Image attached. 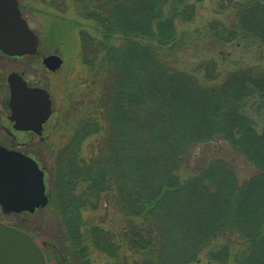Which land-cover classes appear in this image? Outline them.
<instances>
[{
    "label": "trees",
    "instance_id": "obj_1",
    "mask_svg": "<svg viewBox=\"0 0 264 264\" xmlns=\"http://www.w3.org/2000/svg\"><path fill=\"white\" fill-rule=\"evenodd\" d=\"M39 1L72 13L93 87L50 191L76 258H88L85 238L124 264L121 239L134 264H202L203 254L211 264H264V65L224 77L212 58L189 72L178 68L200 46L223 53L239 44L263 54L264 0H227L221 14L232 10L229 20L195 30L179 26L194 20L203 0ZM94 137L87 159L83 145ZM184 168L193 172L183 179ZM104 198L125 225L118 236L91 225L85 236L82 211Z\"/></svg>",
    "mask_w": 264,
    "mask_h": 264
},
{
    "label": "rangeland",
    "instance_id": "obj_2",
    "mask_svg": "<svg viewBox=\"0 0 264 264\" xmlns=\"http://www.w3.org/2000/svg\"><path fill=\"white\" fill-rule=\"evenodd\" d=\"M19 1L24 17L40 38V45L37 56H24L15 59L5 57L3 76L7 84V76L10 72L23 71L25 66L29 65L27 78L34 84H40L39 86L46 88L51 94L53 114L47 124L44 139H37L35 142L29 143L26 137L21 136L20 138V150L36 159L45 171L47 192L50 196L51 186L57 172L58 157L73 135L76 123L74 118L76 113H79L81 107H78L83 101V96L90 89L93 90V87L90 85L88 72L79 56L80 39L78 28L73 27L72 13L62 15L39 0ZM235 1L243 2L244 0ZM227 4V0H203L197 5L194 20L188 26L183 25L179 28L195 30L214 19L229 20L232 10L221 14L222 6ZM204 43L208 44L209 42L204 41ZM222 51L223 53L218 50H210L209 47L207 49L201 46L197 47L185 53L182 58L180 57L178 68L189 72L195 69L201 59L212 58L218 62L221 77H224L232 69L243 68L251 64L264 65V52L262 54L259 47L230 44ZM48 55H58L63 59L64 64L58 71L49 73L44 69L42 58ZM4 96L7 97L6 87ZM7 111L8 109L4 112L5 119ZM263 125L264 119H261L260 133ZM95 139L94 137L83 145L81 154L83 157L88 159L90 156L88 147L94 143ZM191 170L192 168L182 169L181 177L184 179L193 172ZM242 170L248 175L252 173V168L249 166H244ZM85 188L84 184L80 185L78 192H82ZM51 201L52 197L50 196L48 206L38 209L34 213H12L3 216L0 212V219L30 233L47 254L48 264H82L76 258V248L71 245L68 235L62 230L61 217L55 203L51 204ZM82 218L81 233L85 236L91 225L99 226L116 236L120 234L125 225L123 214L106 198L100 203L98 209H84ZM116 242L120 247L119 251L124 264H134L136 256L127 248L125 242L121 239ZM83 246L88 254V258L83 264H115L112 258L96 250L85 238ZM202 264H211L208 263L205 254L202 255ZM229 264H234V262L231 261Z\"/></svg>",
    "mask_w": 264,
    "mask_h": 264
},
{
    "label": "water",
    "instance_id": "obj_3",
    "mask_svg": "<svg viewBox=\"0 0 264 264\" xmlns=\"http://www.w3.org/2000/svg\"><path fill=\"white\" fill-rule=\"evenodd\" d=\"M40 39L23 15L19 0H0V50L10 56L36 55ZM64 64L48 55L44 65L56 72ZM11 119L20 129L42 134L52 116L53 101L47 89L29 87L22 76H9ZM261 137L264 146V125ZM49 203L45 171L29 155L0 149V206L5 214L34 213ZM0 264H48V257L33 236L20 227L0 221Z\"/></svg>",
    "mask_w": 264,
    "mask_h": 264
},
{
    "label": "flooded vegetation",
    "instance_id": "obj_4",
    "mask_svg": "<svg viewBox=\"0 0 264 264\" xmlns=\"http://www.w3.org/2000/svg\"><path fill=\"white\" fill-rule=\"evenodd\" d=\"M24 56H29V55H24ZM24 56H9L4 54L2 51H0V149L3 147H6L7 149L10 150H20V138L21 136H24L27 138L29 143H33L35 142L37 139L38 140H42L44 139L45 135L44 133L46 132L47 129V124L50 121V119L43 124V129H42V134H37L36 131L31 130V129H20L17 127V123L15 121H13L11 119V108H10V97H11V87L9 84V76L12 73H18L20 76H22V78L24 79V81L27 83V85L29 87H41L44 88L42 86H39L40 84H34L33 82H31L28 78H27V72L30 69L29 65L25 66V68L23 69V71H12L8 74L7 76V84L4 81V59L5 57L10 58V59H15V58H23ZM37 56V55H34ZM44 58H42V65L44 67V69L49 72V73H53L52 71H50L49 69H47L44 65ZM30 66H32L30 64ZM5 87L7 88V97L5 98L4 96V90ZM46 89V88H45ZM8 109V114H7V118H4V112L5 110ZM22 152V151H21ZM25 154H27L26 152H23ZM29 155V154H27ZM0 212L1 214L4 216L5 213L3 212L2 208L0 207ZM17 214V213H16ZM0 221H2L0 219Z\"/></svg>",
    "mask_w": 264,
    "mask_h": 264
}]
</instances>
